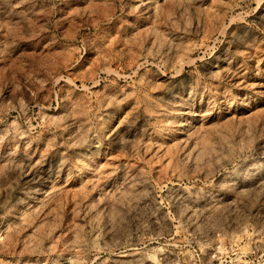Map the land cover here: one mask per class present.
Returning a JSON list of instances; mask_svg holds the SVG:
<instances>
[{
	"label": "rangeland",
	"instance_id": "obj_1",
	"mask_svg": "<svg viewBox=\"0 0 264 264\" xmlns=\"http://www.w3.org/2000/svg\"><path fill=\"white\" fill-rule=\"evenodd\" d=\"M0 264H264V0H0Z\"/></svg>",
	"mask_w": 264,
	"mask_h": 264
}]
</instances>
